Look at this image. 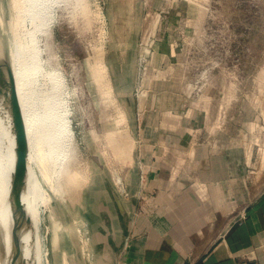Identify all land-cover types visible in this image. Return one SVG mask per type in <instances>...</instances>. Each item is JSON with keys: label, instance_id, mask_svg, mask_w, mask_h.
I'll return each mask as SVG.
<instances>
[{"label": "crops", "instance_id": "crops-1", "mask_svg": "<svg viewBox=\"0 0 264 264\" xmlns=\"http://www.w3.org/2000/svg\"><path fill=\"white\" fill-rule=\"evenodd\" d=\"M195 13L152 15L147 31L158 37L145 64L153 75L139 96L133 73L123 81L135 100V144L125 191L111 189L122 205L113 200L120 217L110 231L120 235L105 264H264V78H237L233 57L221 78L215 51L202 75L194 71L210 27Z\"/></svg>", "mask_w": 264, "mask_h": 264}, {"label": "rangeland", "instance_id": "rangeland-1", "mask_svg": "<svg viewBox=\"0 0 264 264\" xmlns=\"http://www.w3.org/2000/svg\"><path fill=\"white\" fill-rule=\"evenodd\" d=\"M54 2L57 22L41 44L42 60L47 70L61 71L74 98L68 104L71 137L53 188L35 166L52 207L40 205L41 233L49 249L48 264H93L92 236L97 242L98 264H105L120 235L110 231L112 220L120 217L111 189L123 194L118 182L135 144L133 131L128 129L133 124L130 117L135 100L125 97L128 88L123 81L133 73L137 91L142 79L151 73L149 66L145 70L146 60L153 55L151 50L145 55L146 42L155 43L158 37L147 31L151 16L194 6L196 16L205 13L210 17L203 39L208 50L196 51L198 66L194 71L202 75L205 68L201 65L209 62L215 51L221 62V78L230 74L232 57L237 78H264V0ZM9 3L0 0L5 27L11 16ZM193 41L199 43L198 37ZM119 202L122 205L121 199Z\"/></svg>", "mask_w": 264, "mask_h": 264}, {"label": "bare ground", "instance_id": "bare-ground-1", "mask_svg": "<svg viewBox=\"0 0 264 264\" xmlns=\"http://www.w3.org/2000/svg\"><path fill=\"white\" fill-rule=\"evenodd\" d=\"M9 7L7 27L0 7V57L12 65L20 102L25 161V185L20 194L32 225L23 228L14 223L8 186L14 167L15 139L8 79L0 65V264L14 262V232L18 249L24 250L22 264H48L49 249L41 233L40 205L52 209L51 198L35 173V166H39L41 176L53 188L54 176L61 168L64 148L71 137L68 104L74 97L67 91L61 71L47 70L42 60L41 44L50 37L57 22V4L54 0H10Z\"/></svg>", "mask_w": 264, "mask_h": 264}, {"label": "water", "instance_id": "water-1", "mask_svg": "<svg viewBox=\"0 0 264 264\" xmlns=\"http://www.w3.org/2000/svg\"><path fill=\"white\" fill-rule=\"evenodd\" d=\"M0 65L3 67L9 84V102H10V118L12 124V131L15 139L14 146V167L12 173L9 174L10 184L8 186L9 196L12 202L14 223L23 228H30L32 223L28 217L25 205L22 202L21 189L24 184L25 176V161H24V133L22 125V114L20 108V102L18 99V93L16 88V82L12 65L5 58L0 57ZM115 201L121 207L119 199L115 193H113ZM15 242V256L13 264H22L24 261V250L18 249L17 234L14 232Z\"/></svg>", "mask_w": 264, "mask_h": 264}, {"label": "built area", "instance_id": "built-area-1", "mask_svg": "<svg viewBox=\"0 0 264 264\" xmlns=\"http://www.w3.org/2000/svg\"><path fill=\"white\" fill-rule=\"evenodd\" d=\"M147 44V47L148 48H150V47H152V44L150 43H148V42H146ZM146 51V50H145ZM149 53H150V50L148 49L147 51H146V54L145 55H147V56H149ZM146 66H147V64H145V70H146ZM142 93H143V81H142V83H141V85L138 87V89H137V91H136V94L139 96V95H142ZM120 180V184H121V188H122V191L124 192L125 190H124V186H123V180H122V178L121 179H119ZM118 180V181H119ZM130 241H131V239H130V237H126V239H125V243H124V249L125 250H127L128 249V246H129V244H130ZM124 257H121L120 258V260H118V262H117V264H124Z\"/></svg>", "mask_w": 264, "mask_h": 264}]
</instances>
